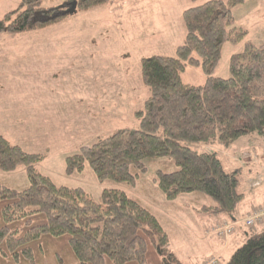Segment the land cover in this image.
<instances>
[{
    "label": "trees",
    "instance_id": "16d2710c",
    "mask_svg": "<svg viewBox=\"0 0 264 264\" xmlns=\"http://www.w3.org/2000/svg\"><path fill=\"white\" fill-rule=\"evenodd\" d=\"M43 1L20 0L0 19V34L37 32L60 23L71 14L53 15L72 2L76 11L86 12L114 0H47L61 2L51 6H43ZM244 2L208 0L184 10L186 34L176 56L140 61L141 79L150 92L143 109L135 112L140 127L120 129L82 146L66 158V173H81L88 164L99 182L135 188L138 172H147L145 162L164 160L155 181L168 204L182 194H195L212 200L204 211L234 215L245 197L241 167L227 171L219 154H232L236 147L239 152L244 144L264 138V44L246 43L242 52L233 54L230 77L213 75L224 45L246 38L233 16V9ZM187 66L201 68L206 76L202 85L183 82ZM44 159L0 134V170L13 172L24 165L29 182L22 190L0 184V264H182L160 217L147 207L120 189H104L96 201L80 187L57 185L37 170ZM253 182L256 188L261 180ZM263 208L253 206L244 219ZM262 221L243 231H254ZM235 231L234 223L227 235L214 236L226 241ZM223 264H264V230L252 233Z\"/></svg>",
    "mask_w": 264,
    "mask_h": 264
},
{
    "label": "rangeland",
    "instance_id": "374dc122",
    "mask_svg": "<svg viewBox=\"0 0 264 264\" xmlns=\"http://www.w3.org/2000/svg\"><path fill=\"white\" fill-rule=\"evenodd\" d=\"M206 1L208 0H114L86 12L75 11L66 21L53 26L57 29H69L71 32L68 35H54L53 32L46 34L41 31L5 34L12 37L7 43H14L22 48L20 52H10L9 57L15 56L11 58L6 56L3 49L0 51L1 68L9 59H14L15 64L23 56L31 55L29 48L35 45L72 42L92 46V52L82 53L91 60L80 59L76 64L70 65L69 80L64 83L18 84L25 66L22 63L14 68L17 81H12L5 87L0 85V134L28 153L45 155V159L37 163V170L57 185L80 187L96 201H100L104 189L123 190L129 197L139 201L160 217L170 235L172 252L182 264H197L214 252L202 247V239H208L204 231L211 226L216 216L203 210L204 205L213 204L205 196H202L201 201H194L195 194H182L171 204L166 202L155 181V171L164 160L145 162L147 172H138L135 188L111 180L99 182L88 164L83 172L73 175L67 174L65 168L66 158L77 154L82 146H90L120 129L140 127L135 112L143 109L144 102L150 95L141 79V59L153 55L175 57L176 49L186 34L183 11ZM19 4L20 0H0V19ZM55 4L61 2L43 1V6ZM233 16L236 28L244 29L247 35L235 45H224L221 60L213 75L215 77H230V57L242 52L246 43L255 46L264 44V0H245L242 5L233 9ZM76 29L83 31L78 37ZM90 55L94 57L90 58ZM124 56H128V62L124 61L128 60ZM95 61L98 74L93 77L89 71L93 70ZM52 67L54 65L50 64L47 69ZM182 79L188 84L202 85L206 76L201 68L187 66ZM30 94L38 101L33 102ZM112 97L115 99H111ZM20 100L31 104L28 109L33 111V115L25 116L20 112V107L26 109V103H21ZM42 110L46 115L40 113ZM258 140L256 150L263 153L264 138ZM231 148L228 149L229 152ZM242 150L237 156L243 155ZM219 157L229 172L240 167L241 163L226 160V156L221 153ZM248 169L250 168L241 167L239 172L240 191L247 195L253 190H259L251 189ZM0 184L16 190L26 188L29 182L25 166L21 165L13 172L0 170ZM245 205L247 209L251 207L249 198L239 205V209ZM262 230L264 225L254 231H243L241 239L246 241L252 233ZM194 244L201 246L198 252L190 249ZM189 252L192 253L190 256ZM232 253L228 252L220 263L223 264ZM217 259L219 260L213 256L205 264Z\"/></svg>",
    "mask_w": 264,
    "mask_h": 264
},
{
    "label": "crops",
    "instance_id": "0c3cea01",
    "mask_svg": "<svg viewBox=\"0 0 264 264\" xmlns=\"http://www.w3.org/2000/svg\"><path fill=\"white\" fill-rule=\"evenodd\" d=\"M65 19L64 21H66ZM63 22V21H62ZM57 24H61L57 23ZM56 25V24H55ZM46 27L44 29H41L39 31L45 32L48 34V32H53L54 35H68L69 32H71L69 29H57L53 26ZM83 31L76 29L77 37L79 36V33ZM31 33V32H29ZM12 35V34H9ZM9 38H12L10 36H7L5 34H0V51L3 49L7 54L6 56L9 57V53L12 51L20 52V49L22 47H18L17 44L14 43H7L9 42ZM92 46H88L87 44H78V43H72V42H64V43H56V44H44V45H35L34 47H30L29 50L31 52V55L29 56H23L20 58L19 62H16L14 64V59H9L7 62L3 63L2 67L0 68V85L5 87L6 84H10L12 81H17V77L13 73V69L16 68L19 64L23 63L24 70L21 72L19 83H24L26 85L33 84V83H55V82H62L64 83L66 80H69V71H70V65L76 64L80 61V59L88 60L85 55L82 53H90ZM97 50V49H96ZM95 50V51H96ZM36 53L33 55V53ZM15 57V56H10ZM94 56L90 55V58H93ZM124 58L128 59V56H124ZM123 58V59H124ZM7 59V58H6ZM91 60V59H89ZM124 61L128 62V60ZM52 64L54 67L52 69H47V67ZM89 74L93 77H95L98 74V70L96 68V61L94 63V68L92 71H89ZM30 97L33 102L38 101V99H34L33 95L30 94ZM115 99V98H111ZM40 100V99H39ZM21 103H26V109L23 107H20V112L25 116L33 115V111L29 110L28 107L31 106L28 102L24 100H20ZM41 107V105H39ZM43 115H46L45 112L42 110L40 112ZM91 122V120H90ZM259 143L258 140H253L249 144H244L242 146L244 157H241L240 160L237 156L238 153V147H236V151L232 152V154L225 153V150L222 152V154L228 158L226 160H233L234 162L241 163L240 167H249V177H252L248 180L251 182V189H259L258 191H251L249 195L245 194L244 199L240 202V204H244V202L249 198L250 208L247 209L242 207L239 209V206L237 207V210L235 211L234 215H232L229 218H225L224 216H216V219L212 222L211 226L207 228L204 233L208 236V239H202L203 245L202 247L207 249H212L214 252L210 254L207 258H203L201 261H206L207 259L211 257H218L219 261H222L223 257L226 256V254L232 253V250H234V247L236 245H239L243 239H241V233L244 229L243 225V219L244 217L251 212L253 209V206L256 205H262L264 204V149L263 153H259L258 150H256L255 146ZM246 145V146H245ZM260 147H263L260 145ZM240 156V155H239ZM249 161H245V160ZM244 160V161H243ZM256 179L261 180L260 186L253 188L252 184L254 183ZM256 183V182H255ZM258 196V197H257ZM257 197V198H256ZM201 199V198H200ZM196 196L194 197V201H201ZM256 199H259L257 201ZM195 203V202H193ZM239 204V205H240ZM245 208V209H244ZM224 220H235L233 224L235 223L236 231L232 237H230L226 241H222L218 238H216L213 231L214 223H218L221 221L225 222ZM171 248V246H170ZM201 246H197L194 244L190 249L192 251L200 250ZM192 253L189 252V256ZM192 258V257H190ZM226 258V257H225ZM201 261L197 264H200ZM221 264V263H220Z\"/></svg>",
    "mask_w": 264,
    "mask_h": 264
},
{
    "label": "built area",
    "instance_id": "2783aa9c",
    "mask_svg": "<svg viewBox=\"0 0 264 264\" xmlns=\"http://www.w3.org/2000/svg\"><path fill=\"white\" fill-rule=\"evenodd\" d=\"M264 218V208L258 210L257 212H254L252 215L248 216L247 218L244 219L243 225L247 228H251L253 226L259 225L262 223ZM234 230V224L233 223H222L214 226L213 231L214 233L218 234L219 236H225L227 235L230 231ZM207 264H216L215 261H210Z\"/></svg>",
    "mask_w": 264,
    "mask_h": 264
},
{
    "label": "water",
    "instance_id": "95a60500",
    "mask_svg": "<svg viewBox=\"0 0 264 264\" xmlns=\"http://www.w3.org/2000/svg\"><path fill=\"white\" fill-rule=\"evenodd\" d=\"M76 7H77V3L76 2H72L71 4H69L66 7V9H64L61 12H58V13L54 14L52 18H57L59 16L73 14L76 11Z\"/></svg>",
    "mask_w": 264,
    "mask_h": 264
}]
</instances>
